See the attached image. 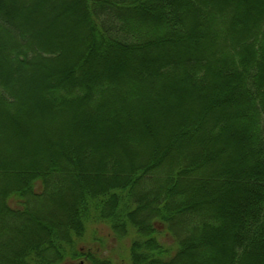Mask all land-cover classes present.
Returning <instances> with one entry per match:
<instances>
[{
  "label": "trees",
  "instance_id": "1",
  "mask_svg": "<svg viewBox=\"0 0 264 264\" xmlns=\"http://www.w3.org/2000/svg\"><path fill=\"white\" fill-rule=\"evenodd\" d=\"M79 2L60 35L64 0H0V264H116L79 247L97 223L133 229L131 264H264V0ZM177 91L194 116L150 119Z\"/></svg>",
  "mask_w": 264,
  "mask_h": 264
},
{
  "label": "rangeland",
  "instance_id": "2",
  "mask_svg": "<svg viewBox=\"0 0 264 264\" xmlns=\"http://www.w3.org/2000/svg\"><path fill=\"white\" fill-rule=\"evenodd\" d=\"M80 0H69L66 2V0H64L65 3H63L62 7L60 8L61 11L65 12V16L68 20L64 21H58L56 23H54V25L52 26L53 31L56 30V32H60L59 34L61 35L62 32H64V26H67L69 28V26H71L73 23H77L78 25L81 26L82 21H83V16H82V10L80 8ZM43 10V9H42ZM45 11V10H44ZM42 11V14H36L34 19L37 21V26H35V29L38 30L39 26L42 27L41 25L43 24L46 26H49L50 22H51V17L52 14H49V12H44ZM13 19H19V17L15 18V16L13 17ZM41 22V23H40ZM39 23V24H38ZM62 30V31H61ZM54 36L56 37V39H58L60 36L57 33H54ZM184 98H189L188 100H190V102L193 104L192 109L189 112H186V109H184V105H186V101L184 100ZM197 98L194 96L193 92L190 91L189 93H181V92H175V94L173 95H166L165 97H161V99L159 100V102H157L156 105V110L154 112H158L156 113V115L151 114L149 116L150 119L154 120L155 122H168L169 120H171V118H168V116L173 117L172 119L174 120H178L181 116H182V120H189L192 118V116H194V114L196 113V111H198L201 107V104L196 100ZM160 103V104H159ZM163 103H169V109L168 110H163L161 107V105ZM203 105H206V103ZM161 106V107H160ZM195 106V107H194ZM168 111V112H167ZM29 114V113H28ZM31 115V113L29 114ZM165 116V117H164ZM162 117V118H161ZM165 119H164V118ZM87 119V117H84L83 119H80L78 121V126H79V131L76 134V136H80L82 131L85 132L86 128H85V120ZM85 121V122H84ZM99 128H94L91 129L93 132H91L90 134L87 135V139L88 141H99V144L102 148H108V149H113L114 150V146L113 144H110L108 142H104L102 139L106 138L107 135L109 134L106 131H102L100 132V130H98ZM171 128H167L164 131V133L161 135H159V130L157 131L156 134L157 135V139H162L163 143H169V139H167V134H169L171 131ZM81 131V132H80ZM22 133H24L21 130ZM24 135V134H23ZM111 139H114L113 135L110 134L109 135ZM71 137V136H70ZM23 139L25 140V143L28 145V148H30V151H32V146L35 148L38 147L42 150V157L44 156V154H50L51 151L54 149L52 147H49L47 145H43L39 142V140L36 139L35 136L31 135V134H26L23 136ZM13 141L15 140L14 138L12 139ZM113 141V140H112ZM110 141V142H112ZM42 145V147H41ZM33 148V149H34ZM36 149V148H35ZM146 149L144 148H140L137 151L134 152H129L128 155H125L123 157L120 158V164L121 165H125V166H132L137 162H141L142 160H144V157L146 155H144V151ZM45 151V152H44ZM154 151V150H153ZM0 152H1V156L0 159L5 156H8L11 152H7L6 153V148L4 149L3 145L0 144ZM33 152V157L32 159H36L37 157L40 158V155H38V153H36V155H34L35 151ZM8 154V155H7ZM239 156V155H238ZM237 161V159H229L230 161ZM30 160L28 159L27 162H29ZM225 163H228V160H222L220 161V164H215V166H219L223 165ZM213 168L215 169L214 165ZM85 176L89 177V175H92V172H86L84 173ZM106 175V174H103ZM102 175V176H103ZM104 177V176H103ZM198 187V186H197ZM12 207H15L14 205H11ZM71 207V202H59L58 204V210L60 211L59 214H63L65 216L66 211ZM147 207H145L146 209ZM147 210V209H146ZM60 215V216H61ZM175 228L177 229L179 235H183L182 231H181V227L183 226V224L185 223V220L180 219V220H175ZM84 237L83 239L79 240V247H82L85 250H95V251H102V256L103 257H110L112 258L116 264H131L130 261V252H131V245H132V241L134 240L133 238L135 237V233L133 232V229L131 230V232H129L125 237H123L122 239H120V237H118L117 235H115L114 231L111 229L110 225L108 224H102V223H97L92 225V228L90 230H88L87 232L84 233ZM94 236H96L98 239H100V242H95ZM175 235L172 236L171 239H174ZM176 238V237H175ZM175 240V239H174ZM172 240V244H174L176 241ZM171 245V244H170ZM169 245V246H170Z\"/></svg>",
  "mask_w": 264,
  "mask_h": 264
}]
</instances>
